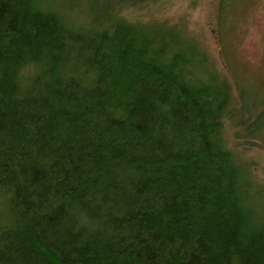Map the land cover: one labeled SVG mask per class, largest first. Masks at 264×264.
I'll list each match as a JSON object with an SVG mask.
<instances>
[{
  "label": "trees",
  "instance_id": "obj_1",
  "mask_svg": "<svg viewBox=\"0 0 264 264\" xmlns=\"http://www.w3.org/2000/svg\"><path fill=\"white\" fill-rule=\"evenodd\" d=\"M112 6L81 28L0 0V264H264L261 187L223 134L233 86L192 37Z\"/></svg>",
  "mask_w": 264,
  "mask_h": 264
},
{
  "label": "rangeland",
  "instance_id": "obj_2",
  "mask_svg": "<svg viewBox=\"0 0 264 264\" xmlns=\"http://www.w3.org/2000/svg\"><path fill=\"white\" fill-rule=\"evenodd\" d=\"M48 0H41L44 4ZM81 28L95 25L94 14L113 4L110 14L129 22L162 25L192 37L210 61L227 78L234 94L236 115L223 121L227 145L250 170L261 188L256 200L264 204V140L245 137L239 110L247 97L264 102V0H54ZM100 6V8H99ZM262 119H260V123ZM264 135V129L260 131ZM244 136V137H243Z\"/></svg>",
  "mask_w": 264,
  "mask_h": 264
}]
</instances>
